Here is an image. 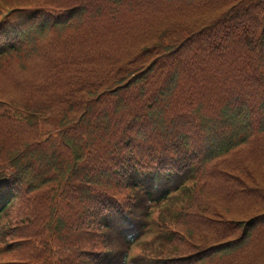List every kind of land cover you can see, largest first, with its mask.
Instances as JSON below:
<instances>
[{
  "label": "trees",
  "instance_id": "1",
  "mask_svg": "<svg viewBox=\"0 0 264 264\" xmlns=\"http://www.w3.org/2000/svg\"><path fill=\"white\" fill-rule=\"evenodd\" d=\"M56 1L0 55L37 65L0 97V264H123L141 231L132 264H264V0Z\"/></svg>",
  "mask_w": 264,
  "mask_h": 264
},
{
  "label": "rangeland",
  "instance_id": "2",
  "mask_svg": "<svg viewBox=\"0 0 264 264\" xmlns=\"http://www.w3.org/2000/svg\"><path fill=\"white\" fill-rule=\"evenodd\" d=\"M15 1V2H14ZM24 2V4L21 3ZM45 2L47 3V5H45ZM53 2H57L56 0H53ZM21 3V4H20ZM49 3H51V0H0V15L2 14V16L0 17L1 19H6V17L10 16H5V12L9 11L10 9H12L13 7H15L16 5H24V6H29V8H25V9H33V8H38L41 10H44L46 12H50L53 10L52 5H50ZM21 28H26L24 26H20ZM52 29V28H51ZM125 40V39H124ZM41 40L38 38L37 41L34 44H37L38 42H40ZM33 44V45H34ZM30 46H27V50ZM53 55L58 57L59 53H57L56 51H52ZM36 60H29V59H25L24 57L20 56V57H14L12 59L8 60V63H1L0 62V97H5V98H15L18 95H20L21 93H19L16 89L12 88L10 91H2V88L5 87V82H9V83H14L13 78H12V74H14V76L17 78L16 81L20 80L21 78V74L19 75L17 71H19V65L20 66H24L27 68V71H25L24 75L25 76L23 79H32V71L35 69L36 70V62L34 61ZM17 64H19L17 66ZM5 80V82H4ZM119 81L123 82L124 80H126V77H121L118 78ZM114 84H109V85H99L95 88H89L84 90L82 93H80V97L81 99H89L99 93H102L103 91H114L113 90H109L112 89L114 87ZM42 129H45L44 127ZM1 146V143H0ZM11 148V147H10ZM4 152V151H2ZM7 154H10L7 153ZM1 163H9V158L3 157L2 160L0 161ZM13 171V169H10L8 172ZM165 204V203H164ZM162 204V205H164ZM158 213H154L153 217L155 218V215H157Z\"/></svg>",
  "mask_w": 264,
  "mask_h": 264
}]
</instances>
